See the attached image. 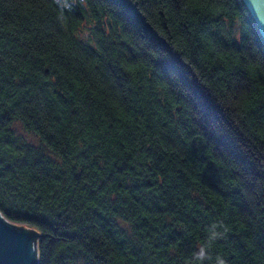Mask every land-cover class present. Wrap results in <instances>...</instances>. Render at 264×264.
Here are the masks:
<instances>
[{
  "label": "trees",
  "instance_id": "obj_1",
  "mask_svg": "<svg viewBox=\"0 0 264 264\" xmlns=\"http://www.w3.org/2000/svg\"><path fill=\"white\" fill-rule=\"evenodd\" d=\"M0 214L36 264H264L243 0H0Z\"/></svg>",
  "mask_w": 264,
  "mask_h": 264
},
{
  "label": "water",
  "instance_id": "obj_2",
  "mask_svg": "<svg viewBox=\"0 0 264 264\" xmlns=\"http://www.w3.org/2000/svg\"><path fill=\"white\" fill-rule=\"evenodd\" d=\"M243 2L264 40V0ZM38 237L35 230L15 227L0 214V264H36Z\"/></svg>",
  "mask_w": 264,
  "mask_h": 264
},
{
  "label": "clouds",
  "instance_id": "obj_3",
  "mask_svg": "<svg viewBox=\"0 0 264 264\" xmlns=\"http://www.w3.org/2000/svg\"><path fill=\"white\" fill-rule=\"evenodd\" d=\"M218 233H216L214 230L212 231V235H211V239H216L218 237ZM211 242V240H210ZM204 256V250L201 249V252H200V257L203 258ZM216 262L217 264H226L225 260L220 258L219 256L216 257Z\"/></svg>",
  "mask_w": 264,
  "mask_h": 264
},
{
  "label": "bare ground",
  "instance_id": "obj_4",
  "mask_svg": "<svg viewBox=\"0 0 264 264\" xmlns=\"http://www.w3.org/2000/svg\"><path fill=\"white\" fill-rule=\"evenodd\" d=\"M34 252H35V249H34Z\"/></svg>",
  "mask_w": 264,
  "mask_h": 264
}]
</instances>
